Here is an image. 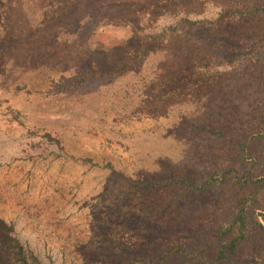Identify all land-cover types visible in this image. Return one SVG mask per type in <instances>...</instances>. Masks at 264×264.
<instances>
[{
  "label": "rangeland",
  "instance_id": "1",
  "mask_svg": "<svg viewBox=\"0 0 264 264\" xmlns=\"http://www.w3.org/2000/svg\"><path fill=\"white\" fill-rule=\"evenodd\" d=\"M241 200L217 264H264V0H0V217L43 264L212 262Z\"/></svg>",
  "mask_w": 264,
  "mask_h": 264
},
{
  "label": "trees",
  "instance_id": "2",
  "mask_svg": "<svg viewBox=\"0 0 264 264\" xmlns=\"http://www.w3.org/2000/svg\"><path fill=\"white\" fill-rule=\"evenodd\" d=\"M256 224L259 229L263 230V226L258 220H256ZM246 231V204L245 200H241L238 202L236 210L228 223L225 226H219L214 232L217 238H222L232 232V238L228 242H222L219 252L212 262H206L204 264H217L218 262L226 260L228 255L234 253L236 243L244 239ZM196 255L193 251L187 250L182 244H178L161 252L157 257H130L124 264H166L173 259H191L196 257ZM0 264H43L38 256L20 241L13 223L1 217Z\"/></svg>",
  "mask_w": 264,
  "mask_h": 264
}]
</instances>
